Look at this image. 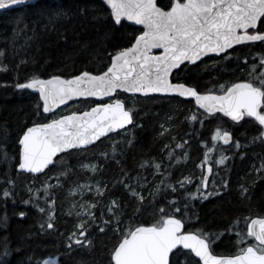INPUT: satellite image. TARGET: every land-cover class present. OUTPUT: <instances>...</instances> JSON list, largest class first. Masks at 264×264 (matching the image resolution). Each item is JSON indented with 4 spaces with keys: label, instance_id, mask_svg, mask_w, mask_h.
I'll use <instances>...</instances> for the list:
<instances>
[{
    "label": "snow or ice",
    "instance_id": "obj_1",
    "mask_svg": "<svg viewBox=\"0 0 264 264\" xmlns=\"http://www.w3.org/2000/svg\"><path fill=\"white\" fill-rule=\"evenodd\" d=\"M27 2L28 0H0V9L23 6ZM102 4L106 5V8L93 10L92 19L103 23L108 31L127 27L125 21L141 25L143 28L139 30V34L130 37L129 46L120 48L115 54H109L111 63L106 71L93 74L85 70L67 79L61 75L42 79L38 74H33L24 83H15L16 89L38 90L42 112L41 104L38 103L35 115L38 119L47 120L33 122L32 126L21 130L18 136L19 152L16 165L19 170L33 174L43 173L50 165L55 166L54 158L59 159L58 154L84 152L109 133L116 132L119 135L117 130L120 129L126 132L128 125H134L135 113L127 107L126 101L112 99L113 95L119 96L118 90L145 96L150 93H162L191 98L196 109L191 111L187 119L201 124L204 123L205 115L215 117L222 114L237 123L245 118H252L258 125V134L251 142L259 140L264 143V51L253 56L251 61L248 56L243 57V64L248 68L247 79L222 83L218 88L214 86L201 92L196 86L172 83L169 79L172 70L178 69L185 61L195 64L208 54L222 55L223 59L230 60L232 52L229 50L234 49L235 45L255 42L264 44V0H166L163 5L159 4L158 0H102ZM76 11L81 15H88L90 9L79 7ZM68 15L62 7L41 10L36 24L42 26L45 31H56L57 25ZM153 49L163 51L154 55ZM4 55L5 52L0 51V56ZM236 59L239 61L241 58L237 56ZM0 71H7V65L0 62ZM79 97H107L110 102L96 103L88 111H73L71 114L50 120L43 115L51 113L55 117V108ZM211 139L213 142L222 141L230 147L234 145L236 149L242 148L240 141L233 140V134L226 129L217 127ZM187 143L188 141H183L176 144V148L183 149ZM167 147L165 145V149ZM212 151L213 148L208 149L199 167L207 163L208 153ZM102 155L106 159L115 160L120 166L121 178L114 182L113 188L123 187L137 202V213L142 212L146 206L147 197L143 195L145 189H148L153 199L168 190L178 194V189L166 182L175 153L169 152L167 166L163 160H145L139 165L141 168H152L150 175L159 177L158 184H153L147 176L139 173L133 177L126 170L123 161L108 157L107 153ZM228 159L227 156H221L217 164L227 167L225 162ZM81 167L97 172L103 164H82ZM212 171V166H208L207 173ZM255 171L264 180V161ZM208 174H201L200 184L195 192L185 190L188 198L207 200L212 196L221 198L231 194L230 180L225 177L219 181L213 180L209 189ZM187 182H190L189 177L177 181L182 189ZM77 187L83 189L85 186ZM88 191H92L90 186ZM45 192L47 193V186ZM95 192L101 197L100 200L79 205L82 213H77V216L81 218L64 242L69 256L76 247H91L93 240L90 237L93 234L103 235L111 229L118 239L109 250L108 264H264V216L244 217L246 232L238 228L240 218L237 217L225 229V232L236 230L237 253L220 256L213 254L212 237L216 235L219 239L224 233L186 231L185 218L177 215L181 210L175 207V196L167 205L157 210L151 223L129 222L124 227V198L111 199L104 204L107 196L111 195L107 185L101 186L98 183ZM237 192L240 199H250L251 186L240 183ZM13 194L7 189L3 191L4 197ZM22 203L29 204L34 201L30 198ZM47 203L48 209L39 208V211L48 217L47 229L55 230V200L50 197ZM170 207L174 210L169 211ZM25 215V212H19V216ZM84 216L87 218H83ZM3 246L4 255H8L7 238ZM44 264H50V261L45 260Z\"/></svg>",
    "mask_w": 264,
    "mask_h": 264
},
{
    "label": "trees",
    "instance_id": "obj_2",
    "mask_svg": "<svg viewBox=\"0 0 264 264\" xmlns=\"http://www.w3.org/2000/svg\"><path fill=\"white\" fill-rule=\"evenodd\" d=\"M158 3L163 5L166 0H158ZM57 7H62L69 15L57 25L56 31H45L42 26L36 24L41 10ZM79 7H88L89 14H79L76 11ZM100 7L105 6L98 0H39L25 8L0 15V51L5 52L4 56H0V62L7 65V71H0V264H41L44 259L55 257L58 258L59 264H108L109 250L118 239L111 229L103 235L93 234L90 237L93 240L92 246L76 247L71 256L64 248L66 237L81 218L73 208L76 197L70 195L69 191L87 181L99 182L101 186L107 185L111 195L107 196L104 204L111 199L124 198V227L129 222L151 223L157 210L167 205L175 196V207L181 210L177 215L185 218L186 231L224 233L219 239L213 235L212 250L225 255L236 254V230L225 232V229L239 217L238 228L246 232L244 217L264 216V180L255 171L264 161V143L259 140L251 142L258 125L249 119L232 124L220 114L215 117L205 115L204 123L201 124L187 119L191 111L196 109L192 101L175 97L141 98L120 93L115 99L126 101L127 107L135 113L134 125L128 128L126 134L120 132L119 135H111L84 152L71 151L70 155L63 154L59 159H55L54 167L40 176L34 177L16 171L18 136L21 130L32 126L33 122L47 120L38 119L35 115L36 105L41 104L38 95L27 89H16L15 83H24L33 74H38L42 79L52 75L69 78L85 70L99 74L110 65L109 54H115L120 48L129 46L130 37L139 34L140 29L129 25L117 31H108L103 23L92 19L93 10ZM29 37L31 39H28ZM209 62L182 66L171 75L172 82L196 86L202 92L213 88L206 82L227 83L243 73L240 70V61H237L239 64L235 66L231 65V62ZM96 103L80 100L68 105H75L73 108L69 109L67 106L62 112L55 114V117L43 115L50 120L73 111L88 110ZM216 125H226L234 140H239L242 145L233 155L227 152V167L221 166L217 177L215 178L213 172L209 180L211 189L213 180L219 181L222 177L229 179L231 194L221 198L212 196L207 200L190 199L185 190L195 192L200 184L206 165H199L204 161L208 149L213 147L210 139ZM183 141H188L187 145L183 149L176 148V144ZM165 145L168 146L167 149ZM232 148L233 145L227 148L217 146L213 148V152L216 154L217 149L228 151ZM169 152L175 153L176 156L173 158L166 182L174 185L178 194L168 190L153 199L148 189H145L143 195L147 197L146 206L142 212L137 213V202L123 187L113 188L114 182L121 178L120 166L115 160L106 159L102 154L107 153L108 157L123 161L126 170L133 177L139 173L147 176L153 184H158L159 177L150 175L153 169L141 168L139 165L145 160H163L167 166ZM238 152L244 154L239 155ZM216 156H212V159ZM93 161L97 165L103 164L95 175L81 169L82 164ZM209 163L215 168L213 162ZM184 177H189L190 182L185 183L182 189L177 181ZM240 183L251 186L250 199L239 198L237 188ZM6 189L14 194L4 197L3 191ZM50 197L55 200V230L47 229L48 217L39 211V208L48 209L47 201ZM30 198L34 203H22ZM89 199L93 202L101 197L92 193ZM168 210L174 209L170 207ZM21 211L26 213L24 217L19 216ZM5 238L8 243V255H4ZM29 257L32 259L29 260Z\"/></svg>",
    "mask_w": 264,
    "mask_h": 264
},
{
    "label": "water",
    "instance_id": "obj_3",
    "mask_svg": "<svg viewBox=\"0 0 264 264\" xmlns=\"http://www.w3.org/2000/svg\"><path fill=\"white\" fill-rule=\"evenodd\" d=\"M37 1H39V0H28V2L25 4V5H23V6H12L10 9H7V10H3V9H0V15L1 14H6V13H9V12H11V11H14V10H18V9H21V8H25V7H27V6H29V5H31V4H34V3H36ZM98 1H100L101 3H102V0H98ZM105 6V8H106V5H104ZM125 24L126 25H129V26H132V27H135V28H138V29H140V30H142V28H143V26H141V25H135V24H133L132 22H130V21H125ZM163 50L162 49H153V54L154 55H159L161 52H162ZM210 55H216V54H208V55H206V56H210ZM206 56H203V57H201V59H203L204 57H206ZM200 59V60H201ZM199 60V61H200ZM199 61H196L195 62V64H197ZM111 63V62H110ZM195 64H192V63H189V62H187V61H185L179 68H181L182 66H184V65H190V66H193V65H195ZM178 68V69H179ZM178 69H173L172 70V72H171V74H170V76H169V79L171 80V75L175 72V71H177ZM106 71V70H105ZM79 75V74H78ZM70 78V77H69ZM48 79V78H47ZM65 79H67V78H65ZM28 91H30V92H33V93H36L37 95H38V97H39V92H38V90H35V89H27ZM118 92L119 93H122V94H125V95H127V96H138V97H141V98H145V97H152V96H158V97H175V98H179V99H181V100H185V101H192L194 104H195V102H194V100H192L191 98H184V97H179V96H177L176 94H162V93H150V94H148L147 96H145L144 94H141V93H136V94H132V93H127V92H124V91H122V90H118ZM115 95H113V97H114ZM112 97V98H113ZM80 100H90V101H96V102H103V101H106V100H109V98H107V97H103V98H101V97H79V98H73L72 100H70V101H68L66 104H63V105H59L57 108H55L54 110H53V112H54V114H56V113H58L59 111H61L62 109H64L65 107H67L68 105H70L71 103H75V102H78V101H80ZM39 101H40V99H39ZM41 102V104H42V101H40ZM108 103V102H107ZM95 106V105H94ZM94 106H92V107H94ZM196 106V105H195ZM91 107V108H92ZM91 108H89L88 110H90ZM88 110H85V111H88ZM200 111H203V110H200ZM81 112H83V111H81ZM71 114V113H70ZM46 115H49V116H53V114H51V113H49V114H46ZM65 115H68V114H65ZM220 115H222V114H220ZM223 116V115H222ZM224 117V116H223ZM58 118V117H57ZM224 118H227V119H229L230 120V118H228V117H224ZM233 122V121H232ZM235 123H237V122H235ZM131 125H128L127 126V128H129ZM119 133L120 132H122V131H124L123 129H120V130H117ZM115 134H117L116 132H112V133H109L107 136H105V137H101L100 138V140L99 141H101V140H103V139H105V138H107V137H109V136H111V135H115ZM99 141H96L95 142V144H97ZM221 143H222V145L224 146V147H229L230 145H228V144H224L222 141H221ZM94 144V145H95ZM91 146H89L88 148H90ZM87 148V149H88ZM61 155H63V154H58V156H61ZM56 158H54V160H55ZM208 166H210V165H206L205 167H204V174H208L207 173V168H208ZM53 166L52 165H50L49 166V168L48 169H50V168H52ZM48 169H45L44 170V172L43 173H45ZM16 171L18 172V173H20V174H26V175H31V176H34V177H37V176H40V175H42L43 173H35V174H33V173H28V172H23V171H21V170H19L18 169V167L16 168ZM208 177H209V179H210V177H211V173L210 174H208ZM256 218V217H255ZM45 260H49L50 261V264H57L53 259H51V258H46V259H44L42 262H41V264H44V261Z\"/></svg>",
    "mask_w": 264,
    "mask_h": 264
},
{
    "label": "flooded vegetation",
    "instance_id": "obj_4",
    "mask_svg": "<svg viewBox=\"0 0 264 264\" xmlns=\"http://www.w3.org/2000/svg\"><path fill=\"white\" fill-rule=\"evenodd\" d=\"M230 52H232V59L230 60H225L222 58V55L221 56H217V55H210V56H206L204 57L203 59H201L197 64L195 65H198V64H203V63H206L207 61H210L209 63H215L216 61H221V62H231L230 64L235 66V65H238L239 63L237 62L238 60L236 59L237 56H239L241 59L239 60L240 63H241V66L243 70V73L240 74V75H237V77L233 78V79H230L229 81H227V83H232V82H237L239 80H242V79H247L248 78V68L247 66H245L243 64V57L244 56H248L249 57V61H251L252 57L255 56L257 53H260L262 51H264V44H261L260 42H255L254 44H246V45H235L234 46V49H230L229 50ZM190 66V65H188ZM194 66V65H193ZM179 70V69H178ZM177 70V71H178ZM172 82V80H171ZM172 83H182V82H172ZM207 85H211L212 87H217L219 86V84H222V83H215V84H212L211 82H206ZM210 88V87H208ZM202 90V89H201ZM200 91V90H199ZM203 92V91H202ZM116 96V95H115ZM132 97H138V96H132ZM115 99V97H114ZM107 102H110L109 100H106V101H103V103H107ZM97 103H101V102H97ZM227 119V118H226ZM245 119H249L250 121H252V123H256L252 118H245ZM230 123L232 124H238V123H235V122H232L231 120L227 119ZM228 131L231 132L230 129H228ZM232 133V132H231ZM257 132H255V136H257ZM233 140H234V137H233ZM224 147V146H223ZM230 147V146H229ZM232 147V146H231ZM227 152H229L231 155L235 154L237 152V150H235L234 148L232 149H229ZM207 165H210L212 166L210 163L207 164ZM212 173H211V176L213 175V172L215 173V178L217 177L219 171L217 170V168H214L212 166ZM211 178V177H210ZM210 180V179H209ZM213 251V250H212ZM213 254L214 255H220V256H230V255H225V254H221V253H217L215 251H213Z\"/></svg>",
    "mask_w": 264,
    "mask_h": 264
},
{
    "label": "rangeland",
    "instance_id": "obj_5",
    "mask_svg": "<svg viewBox=\"0 0 264 264\" xmlns=\"http://www.w3.org/2000/svg\"><path fill=\"white\" fill-rule=\"evenodd\" d=\"M130 102H132V101H130ZM74 106L75 105H71V106H68L67 108L71 109ZM63 110L64 109H62L61 112ZM217 127L221 128V129L228 130V127H226V125H216L215 128L217 129ZM215 130H213V132L211 133V137H212V134L215 132ZM128 131H129V129L126 132L125 131H122V132H123V134H126ZM210 142H211V144H213V147L212 148H216L217 146H223L222 143H221V141H215V142H213L212 139H210ZM224 148H227V147H224ZM234 149L236 150L235 146H234ZM217 150H218V153H216V154L213 151L210 152V153H208L209 159H208L207 163H205V165H207L211 161V163L213 162L215 164V168H217V170H220L222 168L221 166H223V165L217 164V160H219L221 158V156H225L227 154V151L226 150L223 151L222 149H217ZM219 153H222V154H219ZM212 156H216V157L214 159H212ZM85 164H97V163L95 161H93V162H88V163H85ZM81 169L84 170V171H86V172H89L90 175H95L96 174V172H92L89 168H82L81 167ZM98 183L99 182H95V181H87V182H82V183L78 184V185L85 186L83 189H78V187H77L78 185L77 186H74L73 188H71V190L69 191V194L76 197V199L73 202V208H74V211L76 212V214L77 213H82V209L79 207V205H81V204H83L85 202L91 203V200L89 199V196L92 193L93 194H96L95 188H96V185ZM88 186L91 187L92 191H88ZM52 259L57 264H59L58 258L55 257V258H52Z\"/></svg>",
    "mask_w": 264,
    "mask_h": 264
}]
</instances>
